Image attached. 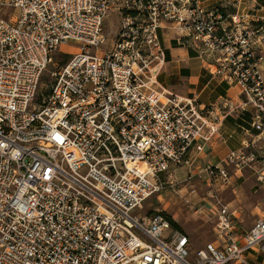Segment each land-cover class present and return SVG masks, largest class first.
<instances>
[{
    "label": "built area",
    "instance_id": "built-area-1",
    "mask_svg": "<svg viewBox=\"0 0 264 264\" xmlns=\"http://www.w3.org/2000/svg\"><path fill=\"white\" fill-rule=\"evenodd\" d=\"M0 7L13 12L4 18L0 10V264H253L249 255L264 256V218L237 235L234 213L219 201L210 208L217 242L192 260L189 239L165 216L134 215L162 190L160 174L192 166L225 116L159 84V29L169 24L199 58L215 57L210 75L237 87V109L252 113L264 142V18L246 23L199 0ZM111 14L119 23L108 42ZM257 141L207 167L211 180L228 185L226 167L241 173L263 160ZM256 180L264 184V171Z\"/></svg>",
    "mask_w": 264,
    "mask_h": 264
},
{
    "label": "rangeland",
    "instance_id": "rangeland-1",
    "mask_svg": "<svg viewBox=\"0 0 264 264\" xmlns=\"http://www.w3.org/2000/svg\"><path fill=\"white\" fill-rule=\"evenodd\" d=\"M4 0H0L2 4ZM2 7H0V10ZM13 12L10 8H3L1 16L8 18ZM118 17L111 14L104 22L103 32L108 42L114 38L117 32ZM73 48L72 44H67L63 51L68 53ZM261 69L262 72L264 68ZM49 82L48 72H45L41 84L40 92L43 95L48 89H44ZM42 95H38L40 100ZM264 150V142L259 140L256 143L255 151L261 153ZM264 159H258V163L250 168H244L236 176L232 168H227L231 177L229 185L220 184L211 180L208 172H200L201 168L195 163L190 169L185 166L171 167L165 173L160 174V180L163 183L162 190L143 205L142 211H135L134 215L149 217L155 212L163 213L165 217L170 218L181 231L171 227L173 231L180 232L189 239L190 260L194 253L205 247L207 244H213L216 241L213 232L214 219L210 208L216 205L217 201L227 206L230 211L239 213V221L236 222L235 234L250 229L254 222L259 218H264V184L256 180L258 172H263ZM224 165V164H223ZM185 199L190 203L186 204ZM264 256L249 255V260L253 264H264Z\"/></svg>",
    "mask_w": 264,
    "mask_h": 264
},
{
    "label": "crops",
    "instance_id": "crops-1",
    "mask_svg": "<svg viewBox=\"0 0 264 264\" xmlns=\"http://www.w3.org/2000/svg\"><path fill=\"white\" fill-rule=\"evenodd\" d=\"M199 2L204 8L221 7L230 13L237 12L246 23L255 24V21L264 18V0H255V2L253 0H229V2L199 0ZM158 37L166 57V64L157 78L159 84L178 96L196 97L201 106H214L213 115L216 117L225 114L221 119L218 136L206 145L202 153L197 155L192 166L196 163V166L201 168L200 172L203 173L206 172L207 167L225 164L230 152L239 150L246 142L258 140L257 133L250 127L252 113L237 109L240 102L237 87L210 75L208 68L215 57H207L205 60L199 58L188 39H184L183 43L177 40V32L169 24L162 25L158 31ZM224 102L227 107L224 106ZM236 175L237 173L234 176ZM232 179L233 177L230 181ZM230 212L235 215L234 222L239 221V213L237 214L235 210Z\"/></svg>",
    "mask_w": 264,
    "mask_h": 264
},
{
    "label": "trees",
    "instance_id": "trees-1",
    "mask_svg": "<svg viewBox=\"0 0 264 264\" xmlns=\"http://www.w3.org/2000/svg\"><path fill=\"white\" fill-rule=\"evenodd\" d=\"M160 214H162L163 216H164V214L163 213H160ZM167 218V217H166ZM168 219V221H169V223H170V226L172 227V228H174V229H176V230H178V231H181L180 230V228L170 219V218H167Z\"/></svg>",
    "mask_w": 264,
    "mask_h": 264
}]
</instances>
